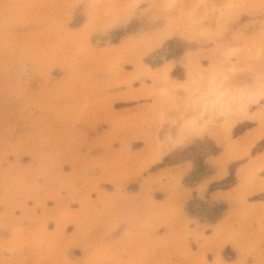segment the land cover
Segmentation results:
<instances>
[{
	"label": "rangeland",
	"instance_id": "rangeland-1",
	"mask_svg": "<svg viewBox=\"0 0 264 264\" xmlns=\"http://www.w3.org/2000/svg\"><path fill=\"white\" fill-rule=\"evenodd\" d=\"M241 1L230 28L208 42L178 27L179 21L161 15V0H0V206L21 211L31 202L42 209L48 204L59 208L68 196L70 181L76 180L66 176L63 166L75 169L79 164L81 176L98 174L92 178L95 183L106 180L120 187L155 165L171 161L166 154L174 150L153 151L152 133L145 124L153 108L149 91L155 80L151 75L172 62L170 77L184 81L208 64L214 48L254 42L257 26L264 24V0ZM146 66L151 68L147 73ZM100 126L110 128L109 132L94 137ZM252 134L260 136L253 140ZM228 135L206 137L224 147L220 163L250 157L239 169L245 179L238 185L244 228L236 229L233 222L228 232L240 239L255 238L246 227L256 223L257 235L261 233L264 212L244 205L248 195L264 191V105L253 106ZM134 140L140 149L130 148ZM97 147L99 154L92 157L90 152H97ZM197 150L202 152L203 147L184 148L177 155L187 154L195 161V170L184 183L206 172ZM178 183L179 174L174 178L175 186ZM184 200L182 196L174 214L182 213ZM189 201L184 207L188 214ZM217 205L194 199L193 216L209 221ZM204 227L192 234L195 251L187 245L188 233L182 235L180 254H195L200 259L197 264H206L205 252L210 250L212 264H227L218 260L220 242L208 246Z\"/></svg>",
	"mask_w": 264,
	"mask_h": 264
},
{
	"label": "crops",
	"instance_id": "crops-1",
	"mask_svg": "<svg viewBox=\"0 0 264 264\" xmlns=\"http://www.w3.org/2000/svg\"><path fill=\"white\" fill-rule=\"evenodd\" d=\"M109 129L100 126L94 137L108 133ZM88 133L93 135L92 130ZM135 143V140L129 143L132 150L142 147ZM213 145L217 147H214L215 150H212ZM197 147H203L202 152H197L206 166V172L192 182L184 183L183 179L195 170V161L193 156L177 155L181 152L179 150ZM99 148L90 155H98ZM224 150L223 146L210 139L195 140L166 154L171 161L162 162L161 159L159 162L162 163L142 173L136 180L125 181L120 187L106 180L95 183L92 178H97L98 174L93 176L87 172L81 176L78 174L79 164L75 169L63 166L66 176L76 177V180L70 181L68 196L61 201L59 208L48 204L42 209V206L38 208L31 202L21 211L0 206V264H159L163 261L197 264L200 259L195 254H180V247L184 245V240L180 238L188 233L187 245L195 251L196 242L192 234L202 226H205L203 233L210 242L209 247L221 243L218 260L227 264H264V217L260 226L262 232L258 235L256 223L246 227L255 238L248 235L240 239L237 234L228 232L233 222L236 229L244 228L240 225L239 202L243 197L238 190L239 181H243V170L239 169L250 157L242 160L235 157L220 163ZM235 161L238 163L233 167L234 181L228 186L217 184L229 175V166ZM185 167L187 170L181 172ZM178 174L179 183L175 186L174 178ZM131 183L135 187H129ZM255 194H258L257 198H254ZM182 196H185L182 213L174 214ZM194 199H204L213 206H226L214 220H200L184 209L185 203ZM245 201L244 206L256 208L259 214L264 212V191L248 195ZM254 250L258 252L253 253ZM213 259L212 251L206 250V264H212Z\"/></svg>",
	"mask_w": 264,
	"mask_h": 264
},
{
	"label": "clouds",
	"instance_id": "clouds-1",
	"mask_svg": "<svg viewBox=\"0 0 264 264\" xmlns=\"http://www.w3.org/2000/svg\"><path fill=\"white\" fill-rule=\"evenodd\" d=\"M240 7L241 0H161L160 14L211 42L230 28ZM149 97L145 124L156 153L229 131L253 106L264 105V24L251 44L214 48L208 64L184 81L157 78Z\"/></svg>",
	"mask_w": 264,
	"mask_h": 264
},
{
	"label": "bare ground",
	"instance_id": "bare-ground-1",
	"mask_svg": "<svg viewBox=\"0 0 264 264\" xmlns=\"http://www.w3.org/2000/svg\"><path fill=\"white\" fill-rule=\"evenodd\" d=\"M157 1V0H156ZM254 2V1H253ZM241 3H242V1H241ZM252 7V6H251ZM257 8V7H256ZM239 11H240V9H239ZM175 30V29H174ZM170 31V30H169ZM187 32V31H186ZM166 33H168V32H166ZM164 34H165V32H164ZM180 34H181V32H180ZM161 35V34H160ZM167 35V34H166ZM170 35V34H169ZM162 36V35H161ZM165 36V35H164ZM163 38V37H162ZM162 38L160 37V38H157V39H160L159 41H161L162 40ZM159 44V43H158ZM156 46H157V44H156ZM150 46L148 45V47H147V50H148V48H149ZM171 65L172 64H170V63H166V64H164L163 66H161L158 70H157V72H156V74H154V75H151V76H153L154 77V80H156L157 78H159V77H161V76H167L170 80H172V81H175V82H179L178 80H175V79H172L170 76H169V74H168V72H169V69H170V67H171ZM146 68V72L145 73H147V72H149L150 71V67H148V66H146L145 67ZM145 69H143V71H144ZM136 75V74H135ZM233 128V127H232ZM231 128V129H232ZM231 129L229 130V131H227V132H223V134L224 135H228L230 132H231ZM250 134V133H249ZM255 134H258V133H255ZM222 135V134H221ZM254 134H252L251 135V139H255V138H258L260 135H254L255 137L253 138L252 136H253ZM223 136V135H222ZM229 136V135H228ZM227 136V137H228ZM225 137V136H224ZM223 137V138H224ZM245 137V136H244ZM226 138V137H225ZM230 139V138H229ZM245 141V140H244ZM248 141H250L249 140V138H248ZM256 141V140H255ZM247 142V141H246ZM252 142V141H251ZM250 143V142H249ZM243 144V143H242ZM247 144H248V142H247ZM245 142H244V145H247ZM249 145V144H248ZM253 145V144H252ZM244 149H246V147H244ZM243 150V149H242ZM241 150V151H242ZM247 150V149H246ZM246 150H245V152H246ZM242 152H244V151H242ZM247 153V152H246ZM243 154V153H242ZM229 155V154H228ZM262 155H263V153H262ZM230 156V155H229ZM227 157V156H226ZM231 158V157H230ZM227 159V158H226ZM229 159V158H228ZM256 161V160H255ZM242 178H244L243 176H242ZM243 180H245V179H243ZM263 181V180H262ZM262 183V182H261ZM264 183V182H263ZM264 185V184H263ZM264 187V186H263Z\"/></svg>",
	"mask_w": 264,
	"mask_h": 264
},
{
	"label": "trees",
	"instance_id": "trees-1",
	"mask_svg": "<svg viewBox=\"0 0 264 264\" xmlns=\"http://www.w3.org/2000/svg\"><path fill=\"white\" fill-rule=\"evenodd\" d=\"M238 162H233L230 166H229V176H227L226 178H224L223 180H221L220 182H218L217 184H219L220 186H228V183H232L233 182V167L237 164ZM193 204V201H189L188 205H187V210L190 213H193V210L191 209V206ZM225 205L224 204H219L217 205L215 208H213V214L214 216L209 218V220H214L215 218H217L221 212L224 210Z\"/></svg>",
	"mask_w": 264,
	"mask_h": 264
}]
</instances>
